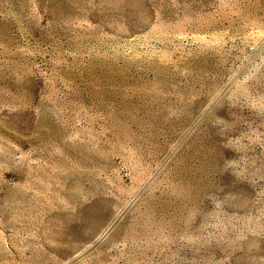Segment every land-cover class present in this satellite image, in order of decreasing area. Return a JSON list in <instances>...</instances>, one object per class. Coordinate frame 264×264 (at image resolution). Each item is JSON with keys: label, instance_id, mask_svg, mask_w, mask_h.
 <instances>
[{"label": "rangeland", "instance_id": "374dc122", "mask_svg": "<svg viewBox=\"0 0 264 264\" xmlns=\"http://www.w3.org/2000/svg\"><path fill=\"white\" fill-rule=\"evenodd\" d=\"M0 264H264V0H0Z\"/></svg>", "mask_w": 264, "mask_h": 264}, {"label": "bare ground", "instance_id": "6f19581e", "mask_svg": "<svg viewBox=\"0 0 264 264\" xmlns=\"http://www.w3.org/2000/svg\"><path fill=\"white\" fill-rule=\"evenodd\" d=\"M114 223H115V222H114ZM111 226H112V225H111ZM111 226H110V227H111Z\"/></svg>", "mask_w": 264, "mask_h": 264}]
</instances>
